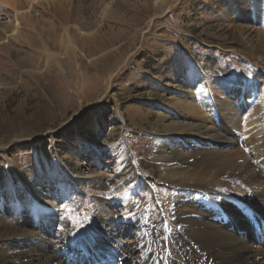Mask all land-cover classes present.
Segmentation results:
<instances>
[{
	"label": "rangeland",
	"instance_id": "1",
	"mask_svg": "<svg viewBox=\"0 0 264 264\" xmlns=\"http://www.w3.org/2000/svg\"><path fill=\"white\" fill-rule=\"evenodd\" d=\"M255 30L264 0H0V264H144L153 233L163 264H190L165 234L184 190L163 181L189 165L158 152L203 149L167 128L199 121L178 102L235 139L257 106L264 134Z\"/></svg>",
	"mask_w": 264,
	"mask_h": 264
},
{
	"label": "bare ground",
	"instance_id": "2",
	"mask_svg": "<svg viewBox=\"0 0 264 264\" xmlns=\"http://www.w3.org/2000/svg\"><path fill=\"white\" fill-rule=\"evenodd\" d=\"M252 38L255 39L251 43L261 44L264 49V32L255 30ZM233 89L231 86L230 90ZM185 105L178 102L174 107L181 113L193 112L198 123H171L165 117L160 121L170 122L167 125L170 131L201 137L204 144L203 149L188 152L184 146L189 141L184 137L183 144L172 149L173 156L169 157L166 149L158 152L160 159L189 165L180 169L170 167L165 173L163 181L184 190L185 194L173 201L171 223L175 230L165 234L178 254L190 255V264H264V250H260L264 249V134L258 123L257 106L251 112L253 122L247 123L250 130L247 129L245 138L235 139L232 131L240 126L233 119L228 117L229 124L219 117L211 122L192 104ZM228 106L227 103L223 106L225 112L232 115L237 112L234 106ZM232 184L246 195L238 197L217 188ZM146 210L151 218L150 205ZM102 213L107 217L113 215L107 209ZM156 239L157 233L148 236V248L145 256L138 259L140 263L163 264L154 245Z\"/></svg>",
	"mask_w": 264,
	"mask_h": 264
}]
</instances>
